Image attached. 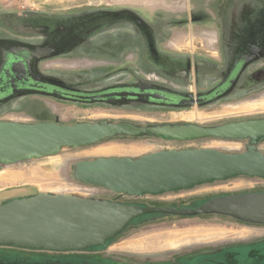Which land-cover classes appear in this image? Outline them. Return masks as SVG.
Here are the masks:
<instances>
[{"label": "rangeland", "instance_id": "rangeland-1", "mask_svg": "<svg viewBox=\"0 0 264 264\" xmlns=\"http://www.w3.org/2000/svg\"><path fill=\"white\" fill-rule=\"evenodd\" d=\"M190 2L193 4L192 0H0V65L5 51L27 54L32 56L29 68L33 77L51 85L48 93L32 90L29 85L28 92H14L0 104V122L60 126L106 123L145 131L190 126L212 130L264 120V0L241 1L244 10L250 6L254 11L253 18L249 17L244 25L235 20L236 12L242 10L239 0H201L200 14L191 18L194 24L188 22ZM124 11L139 19L146 35L133 21L123 17L112 21L100 15ZM249 21L253 27L246 26ZM249 47L261 48L257 61L226 94L200 104L185 101L180 106H166L121 99L89 102L52 94L55 88L95 96L145 86L184 97L207 98L225 85L234 64L249 54ZM36 52L43 53L35 57ZM197 114L201 120L196 119ZM251 142L115 133L89 146L63 147L52 154L0 163V205L47 194L138 208L182 209L198 208L217 197L261 193L264 178L251 176L215 180L157 195L117 194L82 183L75 176L80 164L100 159L137 161L186 151L234 156L248 153L251 147L264 155V138L254 146ZM156 238L160 239L153 243ZM256 245L264 249V224L246 223L222 214L194 218L141 215L106 246L85 253L0 248V264L9 263L8 257L10 264L30 258L51 259L55 264H102L91 260L121 254L155 261L169 259L179 249ZM259 261L264 264V256Z\"/></svg>", "mask_w": 264, "mask_h": 264}, {"label": "water", "instance_id": "water-1", "mask_svg": "<svg viewBox=\"0 0 264 264\" xmlns=\"http://www.w3.org/2000/svg\"><path fill=\"white\" fill-rule=\"evenodd\" d=\"M100 15L112 21L125 18L120 13ZM127 19L141 25L136 17ZM249 50V54L234 64L224 81L225 85L207 98L184 97L145 86L134 87L132 91L95 96L79 95L57 88L51 93L63 98L89 102L121 99L166 106H180L185 101L200 104L218 98L232 88L247 65L257 59L261 48L252 47ZM42 53L36 52L35 57H40ZM13 58L21 60L22 70L29 77L26 81L30 84L27 85L31 86L32 90L48 93L51 85L39 82L30 72L29 63L32 56L16 55L10 51L3 53L2 62L5 61L4 64L9 67L6 70L16 73L10 69V60ZM27 85L25 87L28 89ZM7 95L9 97L0 100L2 103L10 99L14 92H7ZM115 133L128 135L152 133L178 140L207 137L251 139L254 146L264 138V120L230 124L212 130L190 126L145 131L129 125L112 126L106 123L60 126L54 123L23 125L0 122V163H12L32 156L52 154L63 147L89 146ZM75 176L82 183L107 188L117 194L157 195L238 176L264 178V155L256 153L254 147H251L248 153L234 156L211 151H186L161 153L137 161L100 159L80 164L76 168ZM207 214L229 215L246 223L264 224V192L217 197L198 208L182 209L138 208L47 194L15 199L0 205V248L49 253L84 252L106 246L108 242L123 234L131 222L141 215L194 218Z\"/></svg>", "mask_w": 264, "mask_h": 264}, {"label": "flooded vegetation", "instance_id": "flooded-vegetation-1", "mask_svg": "<svg viewBox=\"0 0 264 264\" xmlns=\"http://www.w3.org/2000/svg\"><path fill=\"white\" fill-rule=\"evenodd\" d=\"M120 14L124 15L125 20H128L127 17L135 18V16L128 11L120 12ZM143 27L144 26L140 25V30L138 31L146 35V31H144L145 28L143 29ZM10 62V69L14 70L16 73L8 70L9 67H6L7 65L4 64L6 63L5 61L0 65V100L9 97V95H7V92L23 93L30 90L29 88L27 89L25 87L30 83H27L26 81L29 77L27 76V74H24V71L22 70L23 66L21 65V60L13 58V60L11 59ZM6 68L8 69L6 70ZM15 86H17L16 89ZM0 104H2V101H0ZM263 253L264 249L257 248V245L255 246V248H220L215 250L211 248L209 249V253L205 252L202 254H198L188 260L186 258L179 257L173 260L172 258H170L165 261H160L159 263H151L152 260H148L150 261L149 263L143 264H234V261L237 262L236 264H260L259 258L262 257ZM149 258L150 257H148L147 259Z\"/></svg>", "mask_w": 264, "mask_h": 264}, {"label": "crops", "instance_id": "crops-1", "mask_svg": "<svg viewBox=\"0 0 264 264\" xmlns=\"http://www.w3.org/2000/svg\"><path fill=\"white\" fill-rule=\"evenodd\" d=\"M241 3V8L242 10L241 11H238L236 12V22L239 23L240 25H244L243 23H245V21L252 16L253 18V14H254V11H252L250 9V6L247 7V9H243L244 7V4L241 2L243 0H239ZM193 4H191L190 2V6L191 8L188 10V22L190 21V23H193V16L196 18V15L200 14L203 6L201 5V0H192ZM182 9H178V11H181ZM203 16H206V15H203ZM177 17L179 18L180 17V14L177 15ZM190 17V18H189ZM194 24V23H193ZM248 25V27H250L252 24H251V21L247 22L246 26ZM253 27V25H252ZM249 48H252V47H249ZM243 57V56H242ZM258 59V58H257ZM257 59L255 58L253 61H251L247 67L243 70V72L241 73V76L244 74L245 70L253 63H255L257 61ZM240 76V78H241ZM239 78V79H240ZM211 230V229H210ZM213 230V229H212ZM246 233V232H245ZM160 238H156L155 242L154 240L152 241L153 243H156L157 241H159ZM168 239H170L168 236H167V241ZM171 241V240H170ZM215 249H220V248H214L213 250ZM154 251H163V250H155ZM171 251V250H170ZM174 251V250H173ZM177 251V253H174L173 255H171L170 258L175 259V258H179V257H183V258H186L187 260L198 255V254H202V253H209V249H196V250H183L181 251L180 249L179 250H175ZM81 253H85V252H81ZM262 256H264V253L262 254ZM169 258V259H170ZM135 261H141L140 263H134V260ZM167 259H157L155 261H151V263H159L160 261H165ZM92 262H95L97 263L98 261L101 262L102 264H143V263H149L150 261L148 260H139L138 258H136L135 256H131V255H124V254H121L119 257H113V258H107V259H103V258H93L91 260ZM129 261V262H128ZM3 264H10V263H3ZM11 264H55L54 262L51 263V262H28L26 260L24 261H16L15 263H11ZM71 264H75V263H71ZM81 264H88V263H81Z\"/></svg>", "mask_w": 264, "mask_h": 264}, {"label": "trees", "instance_id": "trees-1", "mask_svg": "<svg viewBox=\"0 0 264 264\" xmlns=\"http://www.w3.org/2000/svg\"><path fill=\"white\" fill-rule=\"evenodd\" d=\"M15 250H16V249H15ZM10 253H11V252H9V254H10ZM3 259H5V258H3ZM33 259H34V258H30V259L28 260V262H33L34 260H35L34 262L37 261L36 259H34V260H33ZM64 259H66L67 261L72 262L71 259H70V260H68V258H64ZM9 260H10V259H9V257H8L7 260H6V262L8 261V262L10 263ZM4 261H5V260H4ZM4 261H2V262H4ZM38 262H40V263H42V262H43V263H44V262H51V263H53L51 259H44V261H39V260H38L37 263H38Z\"/></svg>", "mask_w": 264, "mask_h": 264}, {"label": "bare ground", "instance_id": "bare-ground-1", "mask_svg": "<svg viewBox=\"0 0 264 264\" xmlns=\"http://www.w3.org/2000/svg\"><path fill=\"white\" fill-rule=\"evenodd\" d=\"M191 117H192V116H191ZM196 119H197V120H201L202 118H201L200 115L197 114Z\"/></svg>", "mask_w": 264, "mask_h": 264}]
</instances>
